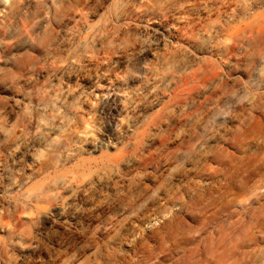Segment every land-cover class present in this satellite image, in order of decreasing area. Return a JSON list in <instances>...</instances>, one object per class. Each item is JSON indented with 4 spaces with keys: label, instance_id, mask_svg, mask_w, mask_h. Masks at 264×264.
Masks as SVG:
<instances>
[{
    "label": "clouds",
    "instance_id": "clouds-1",
    "mask_svg": "<svg viewBox=\"0 0 264 264\" xmlns=\"http://www.w3.org/2000/svg\"><path fill=\"white\" fill-rule=\"evenodd\" d=\"M0 264H264V0H0Z\"/></svg>",
    "mask_w": 264,
    "mask_h": 264
}]
</instances>
